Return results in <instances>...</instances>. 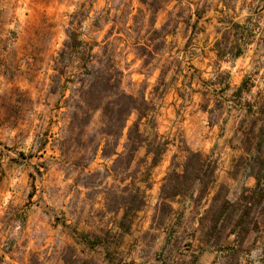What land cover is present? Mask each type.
<instances>
[{
  "label": "rangeland",
  "instance_id": "374dc122",
  "mask_svg": "<svg viewBox=\"0 0 264 264\" xmlns=\"http://www.w3.org/2000/svg\"><path fill=\"white\" fill-rule=\"evenodd\" d=\"M70 33L145 97L137 151V112L120 158L99 113L64 146ZM192 153L214 183L162 201ZM0 264H264V0H0Z\"/></svg>",
  "mask_w": 264,
  "mask_h": 264
},
{
  "label": "trees",
  "instance_id": "16d2710c",
  "mask_svg": "<svg viewBox=\"0 0 264 264\" xmlns=\"http://www.w3.org/2000/svg\"><path fill=\"white\" fill-rule=\"evenodd\" d=\"M148 55L152 56L153 52L149 51ZM63 60H67L68 62L78 60V65L73 67L77 70L74 74V82H76L77 86L74 88L72 96L65 100L64 103L67 111L64 113V127L62 129H66L71 134L64 142V146L68 145L70 147L73 144L85 142L83 141V137L92 125L94 116L99 113L101 116L100 131L103 140L97 144V150L101 144H104V157L117 156L120 158L121 155H118L116 152L108 155L105 149L112 144L118 147L120 138L127 127L128 120L133 113L137 112L139 114L138 120L130 128L125 145L126 149L130 148L133 152L137 151L140 144L147 141L144 139V133L140 129L141 120L146 116L148 107L145 97L135 96L127 92L122 86V74L119 70L114 65H110L106 59H97V56L92 54V50L82 41L78 40L74 33L67 35L63 49L59 53L57 62L61 63ZM55 77L59 83L60 72ZM51 93L59 94L60 87H54ZM91 141L94 142L93 140ZM61 152L63 154L62 149ZM199 159L200 155L192 153L190 157H187L181 172L172 169L164 179L160 194L162 201H167L181 195L184 190L190 189L197 179L202 182L200 197L206 193L214 183L216 165L215 163H210L207 166L205 164L199 165L197 168L195 164ZM87 160V163H90L92 158L88 157ZM157 161L156 155L153 165H156ZM258 179L259 181L261 180L259 176ZM136 198H138L139 203L134 205L133 202ZM261 199H263V196L260 197ZM145 204L146 190L142 191L138 189L136 196L130 193L127 205H125V216L130 215L135 210H140ZM227 210L228 205H225L218 217L224 216V220H226L229 216ZM243 219L244 215H242L240 223L244 221Z\"/></svg>",
  "mask_w": 264,
  "mask_h": 264
}]
</instances>
